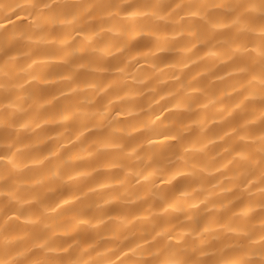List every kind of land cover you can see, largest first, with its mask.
Here are the masks:
<instances>
[{
	"label": "clouds",
	"instance_id": "clouds-1",
	"mask_svg": "<svg viewBox=\"0 0 264 264\" xmlns=\"http://www.w3.org/2000/svg\"><path fill=\"white\" fill-rule=\"evenodd\" d=\"M0 264H264V0H0Z\"/></svg>",
	"mask_w": 264,
	"mask_h": 264
}]
</instances>
